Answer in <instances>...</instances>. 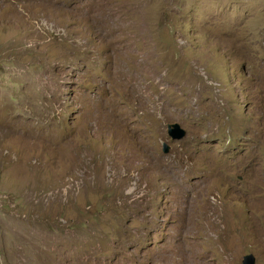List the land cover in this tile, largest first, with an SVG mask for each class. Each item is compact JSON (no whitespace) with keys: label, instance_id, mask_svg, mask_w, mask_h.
Masks as SVG:
<instances>
[{"label":"rangeland","instance_id":"1","mask_svg":"<svg viewBox=\"0 0 264 264\" xmlns=\"http://www.w3.org/2000/svg\"><path fill=\"white\" fill-rule=\"evenodd\" d=\"M245 254L264 264V0H0V264Z\"/></svg>","mask_w":264,"mask_h":264},{"label":"water","instance_id":"2","mask_svg":"<svg viewBox=\"0 0 264 264\" xmlns=\"http://www.w3.org/2000/svg\"><path fill=\"white\" fill-rule=\"evenodd\" d=\"M166 132L171 139L180 140L185 137L186 130L177 122L167 123ZM163 153H168L170 145L166 142L162 143L161 148ZM241 264H255V257L252 254H245L242 258Z\"/></svg>","mask_w":264,"mask_h":264}]
</instances>
